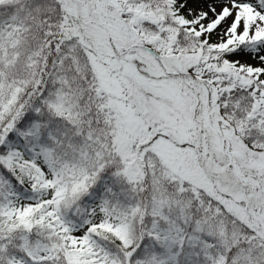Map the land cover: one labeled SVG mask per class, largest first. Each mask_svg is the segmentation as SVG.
I'll return each instance as SVG.
<instances>
[{
    "label": "snow or ice",
    "instance_id": "1",
    "mask_svg": "<svg viewBox=\"0 0 264 264\" xmlns=\"http://www.w3.org/2000/svg\"><path fill=\"white\" fill-rule=\"evenodd\" d=\"M0 264H264V0H0Z\"/></svg>",
    "mask_w": 264,
    "mask_h": 264
}]
</instances>
